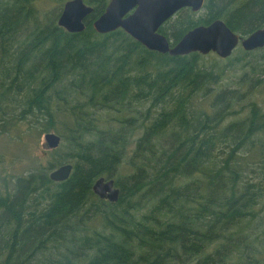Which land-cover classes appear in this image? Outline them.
<instances>
[{
  "label": "trees",
  "instance_id": "16d2710c",
  "mask_svg": "<svg viewBox=\"0 0 264 264\" xmlns=\"http://www.w3.org/2000/svg\"><path fill=\"white\" fill-rule=\"evenodd\" d=\"M58 1L44 12L38 0H0V141L62 138L46 162L0 174V264H264V106L253 98L223 126L264 87V48L242 51L234 90L205 112L193 99L220 77L205 55L98 33L110 0H84L94 11L69 32ZM204 8H182L159 31L174 45L219 18L244 35L264 26V0ZM66 163L70 177L52 180ZM101 176L115 179L117 202L94 193Z\"/></svg>",
  "mask_w": 264,
  "mask_h": 264
},
{
  "label": "water",
  "instance_id": "95a60500",
  "mask_svg": "<svg viewBox=\"0 0 264 264\" xmlns=\"http://www.w3.org/2000/svg\"><path fill=\"white\" fill-rule=\"evenodd\" d=\"M204 3L205 0H110L93 26L102 34L121 28L148 49L171 55L199 52L203 55L216 53L227 58L233 54L240 40L247 51L264 47V28L242 38L222 19H216L208 25L196 26L174 45L159 31L177 11L190 7L197 12L203 8ZM93 11L94 8L84 0H68L58 23L69 32H81L86 28L85 19ZM44 139L48 149L59 147L62 141L61 136L53 131L45 133ZM72 170L73 164L66 163L53 170L50 177L55 181H65ZM93 189L100 198H107L112 202H117L120 198V189L114 179L100 177L95 181Z\"/></svg>",
  "mask_w": 264,
  "mask_h": 264
},
{
  "label": "rangeland",
  "instance_id": "374dc122",
  "mask_svg": "<svg viewBox=\"0 0 264 264\" xmlns=\"http://www.w3.org/2000/svg\"><path fill=\"white\" fill-rule=\"evenodd\" d=\"M67 1V0H66ZM65 1V2H66ZM38 4L43 9L44 12H50L57 8L61 7V2L58 0H38ZM65 4V3H64ZM64 7V5H63ZM60 10V9H59ZM199 14H205L206 9L203 8L198 12ZM243 47L239 45L231 57L222 58L216 53H209L205 55L204 62L205 67L208 69H218L217 73L220 74L218 82L210 84L208 88L209 94H205L202 91H199L196 94V97L193 99L192 105L198 109L205 112L212 111L213 101L217 99L218 95L222 92L226 93V98L230 95V91L234 90L235 80L238 81L239 76L243 73V69L238 65L237 58L242 53ZM245 51V50H244ZM256 55L251 56L250 58H255ZM231 58V59H230ZM247 58V57H245ZM215 66V64H217ZM229 65H238L236 69H232ZM263 78L264 83V73L260 75ZM253 98L257 102L264 106V87L258 89H252L250 97L245 98V100L238 101L234 107L236 109L232 110L228 118L223 123L225 126L231 121H239L241 118H245L248 114L249 107H246L245 104L252 103ZM153 112L154 109H153ZM143 114V112H141ZM55 132V131H53ZM44 134L41 135L40 139L33 143L29 138L25 140V147H22L12 140L8 139L6 141H0V174L1 175H10V174H23L26 171V166H28L30 161L40 160L46 162L47 159H39L45 150H48L45 147ZM37 158V159H36Z\"/></svg>",
  "mask_w": 264,
  "mask_h": 264
},
{
  "label": "flooded vegetation",
  "instance_id": "af4514ba",
  "mask_svg": "<svg viewBox=\"0 0 264 264\" xmlns=\"http://www.w3.org/2000/svg\"><path fill=\"white\" fill-rule=\"evenodd\" d=\"M205 3H206V0H205ZM205 3H204V6H205ZM204 6H203V8H204ZM184 8H189V7H184ZM203 8H202V9H203ZM202 9H201V10H202ZM201 10H200V11H201ZM179 11H180V10H179ZM177 12H178V11H177ZM177 12H176V13H177ZM198 12H199V11H197L196 14H199ZM224 21H225V20H224ZM211 23H212V22H211ZM225 23H226V21H225ZM226 24H227V23H226ZM227 25H228V24H227ZM228 26H229V25H228ZM229 27H230V26H229ZM261 28H264V26L261 27ZM261 28H258V29H261ZM230 29L233 30L232 28H230ZM258 29H256V30H258ZM256 30H255V31H256ZM233 31H234V30H233ZM255 31H253V32H255ZM234 32L237 33L238 35L242 36V38H246V37H248L251 33H253V32H251V33H249V34L244 35V34H240V33L236 32V31H234ZM239 45L242 46V44H241V40H240V43H238L237 47H238ZM237 47H236V49H237ZM242 47H243V46H242ZM262 48H264V47H262ZM236 49H235V50H236ZM243 49H244V47H243ZM258 49H259V48H258ZM235 50H234V51H235ZM244 50H245V49H244ZM255 50H256V49H255ZM234 51H233V53H234ZM251 51H252V50H251ZM230 57H231V56H230Z\"/></svg>",
  "mask_w": 264,
  "mask_h": 264
},
{
  "label": "bare ground",
  "instance_id": "6f19581e",
  "mask_svg": "<svg viewBox=\"0 0 264 264\" xmlns=\"http://www.w3.org/2000/svg\"><path fill=\"white\" fill-rule=\"evenodd\" d=\"M68 1V0H67ZM66 1V2H67ZM85 2V1H84ZM86 3V2H85ZM190 8V7H189ZM192 9V8H191ZM193 11V10H192ZM193 12H195V11H193ZM220 19V18H219ZM223 20V19H222ZM215 21V20H214ZM59 24V23H58ZM109 33V32H108ZM102 34V33H101ZM106 34V33H105ZM166 36V35H165ZM167 37V36H166ZM169 40V39H168ZM170 42V41H169ZM171 43V42H170ZM258 49V48H257ZM192 53H194V52H192ZM190 54V53H189ZM171 55V54H170ZM187 55V54H186ZM172 56H177V55H172ZM56 169V168H55ZM55 169H53V170H55ZM52 170V171H53ZM51 171V172H52ZM50 172V173H51ZM101 177H105V176H101ZM100 178V177H99ZM106 179H114V178H107V177H105ZM53 180V179H52ZM115 180V179H114ZM55 181V180H54ZM117 186V185H116ZM118 187V186H117ZM119 188V187H118ZM120 189V188H119ZM93 191H94V189H93ZM94 193H95V191H94ZM120 193H121V189H120ZM96 194V193H95ZM97 195V194H96ZM98 196V195H97ZM98 197H100V196H98ZM101 199H106V200H109V199H107V198H101ZM110 201V200H109ZM112 202V201H111Z\"/></svg>",
  "mask_w": 264,
  "mask_h": 264
}]
</instances>
